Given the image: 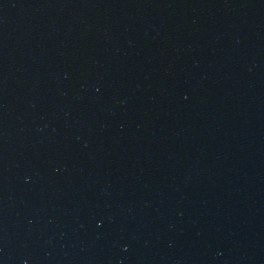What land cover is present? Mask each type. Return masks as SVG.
Masks as SVG:
<instances>
[{"label":"water","instance_id":"95a60500","mask_svg":"<svg viewBox=\"0 0 264 264\" xmlns=\"http://www.w3.org/2000/svg\"><path fill=\"white\" fill-rule=\"evenodd\" d=\"M0 264H264V0H0Z\"/></svg>","mask_w":264,"mask_h":264}]
</instances>
